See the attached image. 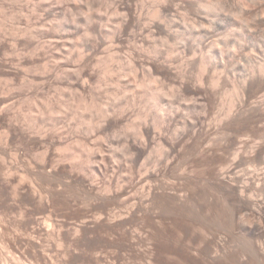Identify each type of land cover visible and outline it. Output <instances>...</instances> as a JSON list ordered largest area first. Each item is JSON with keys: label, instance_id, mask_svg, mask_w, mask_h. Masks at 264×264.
I'll return each mask as SVG.
<instances>
[{"label": "rangeland", "instance_id": "rangeland-1", "mask_svg": "<svg viewBox=\"0 0 264 264\" xmlns=\"http://www.w3.org/2000/svg\"><path fill=\"white\" fill-rule=\"evenodd\" d=\"M27 1L23 0L22 3H20V7H24L25 11L23 13L25 16L31 14L27 16V18L29 17L28 21H26V17L24 18L23 13L14 17L10 16V6H6L5 8V6H2V1H0L1 33H3V30L5 32L8 30L10 31V26L13 27L15 24L16 27H21L22 25L26 27V22L28 24V22L31 21V23L34 22V27L36 24V26L38 25L37 28H40L41 30L48 29L49 26L55 25V22L50 23L51 21L47 20L45 15L43 16V12L40 13L41 11L37 12L34 9L32 10V8H34V0ZM92 1L93 0H77L76 2L75 0L72 2V6H79L78 9L81 15H83H80L78 23V27L80 26V32L78 31V34L80 33L81 35L79 34V37H75V40L72 43L73 47L71 46L72 48L60 46V48H63L65 51L64 55L67 58V60L65 59L67 61L65 63L67 65V67H65L66 69H70L73 73H76V68V71L84 69L85 73L88 72L89 74H93L94 79L90 80L89 87L86 90L82 91L78 89L79 87H76L72 82H70L71 84L67 83L64 86H59L55 77L52 78L53 81L51 84L53 85L47 87L46 82H43L45 81L44 74L46 72V70H44V68L46 69V61L44 60L45 54L43 53V50L39 51L40 53L38 51V53H32L24 47H20L16 53L12 54V52H9V54H6L8 51L0 49V111L3 106V104H1L3 98L5 99L7 95L12 96L11 98L14 104L12 108H10L12 112H10V116L12 114V116L15 117V124L20 126L19 128L17 127L18 129L21 127H23L22 130L24 129L23 135L22 132L21 134L17 133L13 139L11 138L7 141L6 135L8 130L6 125H8L7 122H10V116L8 113L7 117L6 115L0 117V264H239L238 252L241 251L242 244L238 240L240 239L239 233L233 227L234 224L232 218L234 216V206L236 205V203H234L235 198L233 197V185L235 184L234 182L236 178L233 176L234 174H231V179H228L231 173L229 170L233 165V162L231 163V161L234 159L233 156L237 148V144L235 143L238 142L236 140L244 137L242 133L246 134L248 132V135L252 131V135H258V137H260L259 142L261 143L259 145L258 143H255L254 145L256 146L250 145V143L249 145L251 147L248 145L249 147L245 149L246 160L250 162L260 154V159L264 161V72L261 73L255 69L256 66L264 63V25L261 26L263 27L261 28L263 29V32H259V34L257 33L256 36H254L256 37L255 41L254 39H249V41L253 40L250 41L253 45H250L248 40V42L246 40L243 41L245 44H248L245 45V47L247 46L245 49L246 51L244 50L242 52V55L245 53V56H241L244 61L242 58L239 61V72L237 75L238 77L236 78L239 83L238 80H244L242 79L243 77H241V74H244V76L247 74V77L251 78L248 80V84L250 83L251 85H249L250 87L248 86L247 89L249 90H247L246 93L244 89L242 90V92L244 91V94L241 92L242 95L240 94V96L243 100L239 98L240 101H237L236 104L237 109L234 111L235 115H233L232 118H228L229 120H227L224 115L228 112L229 104L233 98L232 91L234 82L231 79L227 80V71H229L230 66L227 67L226 65V68L222 70V75H220L223 78L221 77L222 79L220 80L222 81L219 82L220 85L217 86L218 88L211 86L210 83H206L205 89L204 87H200L197 80L200 72L199 56L198 59L196 57L193 61L189 60L191 56L189 59L188 57H186L187 59H183L185 61L187 60L185 63L183 61L185 69V78H183L184 80H187H185L186 84H184L186 89L183 88V90L179 87L181 86L179 79L176 80L177 78L175 79L173 76L165 73L163 74V82L157 83L156 81V84L152 80L153 83L151 82V85L156 89L163 90L164 93H168V95L164 96L162 105L169 108L170 114L175 116L176 120L172 125L170 124V126L167 125V123L164 125L163 121L159 119L161 117L158 116L161 114L162 117H165H163V119H166V112H159L153 107V105L146 103V99H142L145 95H143V93H146V91L137 87L141 82L151 81L150 75H148V73H142V71H139L138 74L130 73V71L127 70V63L134 57L133 59H137L145 65H153L156 62V60H153L155 58L159 60V65H165V63L170 60L166 65L174 63L172 65L175 67L178 64L176 61L177 58L182 56L181 50L176 49L170 59L164 54L166 51H169L171 45H175L176 41L172 37L168 40L165 36H160L159 34L152 36L150 33H145L147 36L143 34L146 37H143V35L141 37L139 33H132V35L131 33H125V35L121 33L120 41L117 44H113L114 47H112L109 32L111 33L115 31L114 29H117L118 27L120 29L119 23L121 16L115 15L114 7L109 0H96L97 5L93 4ZM24 2H27V4ZM23 3L27 8H25L26 6ZM77 3L78 5H76ZM145 5L150 9L153 5L152 0H147ZM131 6L132 8H138L139 10L141 4L140 2L131 1ZM26 9L29 12H26ZM263 9L264 8L262 7L260 9L261 13L263 11L262 15L264 14ZM91 14L93 18L95 17L94 20L99 27V33L93 32V34L92 32H88L89 27L84 19L89 15L91 16ZM97 14H100L97 16L98 18L94 16ZM10 18L12 19L11 22ZM23 18L26 19V22L24 21L20 24L21 21L19 20L23 21ZM31 23L30 25H32ZM45 23H49V26L47 24L45 26ZM23 26L21 28H24ZM103 26L105 27V30ZM86 34H89L90 36L86 38ZM102 37L103 40L101 39ZM83 38L84 40L87 39V41L90 40L89 43L94 42V44L100 39L99 42L101 43L99 47L102 46L98 51L100 58L98 53L93 54L94 56H85L86 54L81 55V51L83 50L82 45L86 42ZM40 40L42 43L47 42L46 39ZM76 41H79V43L82 44V47L77 45ZM253 42H255V47H253ZM6 43L9 42L7 41ZM115 45H117V47ZM248 45H250V47ZM156 46L158 47V50L162 52V55L159 54V57L153 53L154 47ZM206 49L208 48H204L203 52L207 51ZM113 53L116 54L114 58L111 57V54ZM248 53L251 55V58L247 55ZM27 57L31 59H28ZM248 58L250 59V62L248 61L247 63L246 60ZM100 59H103L104 61H99ZM96 61H99V63ZM241 61L243 63H241ZM99 64L100 67H98ZM57 65L61 67L60 63ZM251 66L254 67L253 70ZM211 68L213 69V67ZM212 69L209 70L210 75L214 70ZM253 71H256V74ZM40 74L41 76H39ZM155 75H153V78ZM129 86L131 87L129 88ZM195 93H203V95L206 93L208 94H206V97L208 96V112L207 116H205L207 122L204 120L203 126L201 125L202 127L199 126V129L192 130L185 125L186 121H191L194 116L196 117V115H198V112H201L200 110H194L193 108L196 98H198ZM2 95L5 96L2 97ZM91 98L95 103L98 102L96 104L98 109L95 111L96 113L94 112L92 114V119L89 117V112L85 111L84 106L82 105L85 103L90 104L92 101ZM50 100H52L51 103L53 102L52 105L54 106L55 104V108L58 109L56 110H60L61 112L56 115L58 125L55 124L54 127H50V122H46L47 114L45 109ZM72 104L74 107L71 106ZM29 106L30 108H28ZM60 106L65 108L61 109ZM80 108H82L84 112ZM20 110L21 112H19ZM98 110H102L100 114V111L98 112ZM114 110L116 113H113ZM73 112H77V115L81 113L84 117L81 116V114H79L78 117L75 113L73 116ZM85 112H87V115L84 114ZM42 114L43 116H41ZM37 115L40 116L39 120L38 118L36 119ZM112 115L118 117L116 118L115 125L108 126L105 130L102 129L105 125V120ZM12 116L10 117L11 120H13ZM151 116L155 117L152 119ZM216 116L223 119L219 120ZM138 117H141L142 124H144L145 121H148L147 123L151 125L156 124V134H160V132L161 134L163 133L160 136L163 138L162 142L164 143V147L168 148L171 143L176 147V159L170 166L167 161L158 157L159 155L156 151L158 144L154 145V149H149L148 153L142 156L137 161L138 163L136 162L137 164L132 163L134 155L128 153V144L131 142H138V134L136 130L137 125H135ZM90 119L94 122L91 134L87 129L85 130ZM25 123L27 125H25ZM91 123H89V125ZM161 126L162 128H160ZM46 133H51L50 135L56 139L54 140L55 144H58L61 139L62 142L69 143L70 149L74 150L77 148V154L79 153V157H77V181L68 179L66 176L60 173L58 174L57 171L53 170V167L61 164L62 166H66L67 172H71L72 169L70 164L66 161L63 162L61 158L64 157L63 155H65L66 152H68L65 150L67 144L60 145L61 142H59L58 145H54V147L52 146L48 153L46 143L41 142L44 141L43 136L46 135ZM178 133L180 135H178ZM182 133L184 134L183 137L185 136V139L179 137ZM217 135H220V137ZM212 136L215 138H212ZM76 138L77 141H79L74 145V140H76ZM225 139L226 142H224ZM157 143H159V141H157ZM206 143H211L209 144L210 147H205L207 146ZM83 152L87 155L90 154L91 156L98 158L88 162L84 159L85 157L80 155ZM208 155H211V157ZM212 159L213 161H210ZM200 162L203 163L201 164ZM225 167H227V169ZM155 169H159L158 176L156 175L153 178L147 179V175H150ZM220 169L223 170L222 173H225L222 182L221 180L217 181L219 176L218 170L220 172ZM259 169V172L262 173V168ZM180 172L182 173L180 174ZM202 179L204 181L206 180V182ZM195 183L197 185H195ZM231 186H233V189ZM149 187L155 189V196L152 195L148 197L149 199L147 200V197L145 196H148ZM177 192L179 194L183 193L184 197H186L183 203L174 200V193L178 194ZM143 193L145 195H143ZM41 197L42 199H40ZM233 198L234 201L232 200ZM194 206L195 208H193ZM191 211L197 213H194V215ZM197 215L203 216L202 219L204 222L203 225L201 224L204 230L203 235L200 234L199 230L201 222L199 219L201 217L198 219ZM248 218L249 220H247V222L252 220L250 223L255 222V224L258 225H264L262 221L263 218L259 214L257 215V213L251 214V212H248L246 219ZM194 233L196 234L195 236H197L196 238L192 237ZM202 236L208 238L207 244L209 245L202 244L200 247V241L203 239ZM245 248L248 247L245 246ZM216 250H218V252L215 253ZM193 252L196 253V255H193ZM214 254H218L217 257ZM250 263L260 264L256 261L249 262L248 264Z\"/></svg>", "mask_w": 264, "mask_h": 264}, {"label": "bare ground", "instance_id": "bare-ground-1", "mask_svg": "<svg viewBox=\"0 0 264 264\" xmlns=\"http://www.w3.org/2000/svg\"><path fill=\"white\" fill-rule=\"evenodd\" d=\"M2 1V6H10L11 8V15L10 16H17L19 15L20 13L22 14L25 10H24V7H20V3H22L23 0H0ZM24 1H27V0H24ZM31 1V0H29ZM35 1V2H34ZM32 3L34 4L32 8V10L34 9L35 11L39 12L41 11L40 13H44L43 16L45 15V17L47 18V20L51 21L50 23H54L55 22V25H52V26H49L47 23H45V26L46 24L49 26L48 29H45V30H41L40 28H37L36 24H35V27L33 26V23L31 22H27L29 17L27 18V16L31 15H26L25 14L23 15L24 18L26 17V19L23 18V21L22 20H19L21 21L20 24H22V22H26V27H23L24 28H21V27H16L15 25L13 27L10 26V31H2L3 33H1L0 31V49L1 50H5V51H8V53L6 54H9V52H12L13 53H16L20 47H24L26 50L32 52V53H38L39 51H44L43 53L45 54V58H46V55H47V58L44 60L46 61V69L44 68V70H46L45 74H44V78H45V81L43 82H46L47 84V87H51L53 84H51V82L53 81L52 78L55 77L57 79V82L60 85H66L67 83H70L72 82V84L76 85V87L78 86L80 90L84 91L86 90L88 87H89V82L90 80H93L94 79V76L92 73H85L84 72V69H81V70H75L76 73H73L70 69H66L65 67H67V65L65 64L67 61V58L66 56L64 55L65 54V51L63 50V48H60V46H64V47H71L72 46V43L73 41L75 40V37L78 36V31H79V27H78V23H79V17L81 15L78 7L76 6H72L73 3L75 0H34ZM131 1H135V2H140L141 4V9L139 8H132L131 6ZM28 2V1H27ZM27 2H24L27 4ZM77 2V0H76ZM86 2V1H85ZM84 2V4H85ZM88 2V1H87ZM93 4H96V0H93L92 1ZM109 2L113 5L114 7V11H115V15H120L121 19H120V23H119V26H120V29L119 27L117 29H114L115 31L113 32H109V38H111V44H112V47H114L113 44H117L120 39H121V33H123L125 35L126 34H129L131 33H139L142 37L143 34H148L150 33L152 36L153 35H163L166 37V39L169 40V38H173L176 43L174 46L171 45L169 51L164 54L166 55L169 59L173 56V54L175 53V50L177 49H180L181 52H182V56L177 58V62L178 64L174 67L172 64L174 63H169V65H166L167 62L169 61H165L163 63H165V65H159L157 59H153L154 61L156 60V62L153 64V65H149V64H144L142 63L141 61H138L137 59H133L131 58L130 61H128L127 63V70L130 71V73L132 72L133 74H138L139 71H142V73H148V75H150V78H151V81L147 82V81H144V82H141L137 87L141 88L142 90L146 91V93H143L144 97L142 99H146V103H149L151 105H153L154 108H156L157 111L159 112H162V111H165L166 112V119H163L162 115H158L159 119H161L165 125V123H167V125H172V123L176 120L175 119V116L173 114H170V110L169 108H166L164 105H162V101H163V98L164 96L168 95V93H164L163 90H159V89H156L153 85H151V82L152 80L156 83L158 82H163L164 81V73L167 74V75H170V76H173L176 80H180V85L179 87H181L182 89L185 88L184 87V84H186L184 78V63L187 61L183 60L184 58L190 57L189 60L193 61L196 59H198V56L200 58V72L198 74V83L200 84V87H204L205 89V85L206 83H210L211 86L213 87H216L218 88L217 86H219V82H221L223 77L221 76L222 74V70L224 68H226L225 66L227 65V67H229V71H227V74H228V79H231L233 80V93H232V100L229 104V107H228V112H226V114L224 116H226V119L229 120L228 118H232L233 115H235L234 111L236 108V104H237V101H240L239 98H241L243 100V98L240 96L242 90L244 89L245 93L248 88L249 85H251L250 83L248 84V80L251 79V78H248L247 77V74L246 76H244V74L242 75L241 74V77H243L242 79L244 80H238L239 83L237 82V78L238 77V72H239V65H240V60H241V56H245L244 54L242 55V52L246 49L245 45L250 43V41H253V40H250L249 39H254L255 41V38L254 36H256V34L259 32H263V26L264 25V14L262 15L260 9L261 7L264 8V0H152V6L151 8L149 9L145 3L147 2V0H109ZM0 3V4H1ZM23 3V4H24ZM31 3V2H29ZM90 3V1H89ZM22 4V5H23ZM75 4V3H74ZM92 4V5H93ZM100 4V3H99ZM25 5V4H24ZM78 5V3L76 4ZM91 5V4H90ZM97 5V4H96ZM26 6V5H25ZM1 7V6H0ZM29 7H30V4H29ZM86 7V6H85ZM85 7H84V10H85ZM27 8V6L25 7ZM90 9V8H89ZM93 9V8H92ZM10 10V9H9ZM31 10V9H30ZM81 10V9H80ZM264 10V9H263ZM28 10L26 9V12ZM34 11V12H35ZM71 11V12H70ZM83 11V10H82ZM29 12V11H28ZM4 13V12H3ZM95 13V12H94ZM93 13V14H94ZM97 13V12H96ZM6 14V13H5ZM37 14V13H36ZM84 14V13H83ZM8 15V14H7ZM100 14H97V15H94L96 16V18H98L97 16H99ZM9 16V15H8ZM7 16V17H8ZM83 16V15H81ZM88 16V15H87ZM5 17V16H4ZM104 17V16H103ZM21 18V17H20ZM85 18V17H84ZM101 18V17H100ZM5 19V18H4ZM11 19V18H10ZM15 19V18H13ZM33 19V18H32ZM42 19V18H41ZM95 17L93 18L92 14L91 16L89 15L87 18H85L84 20H86V24H88V27H89V30L88 32H98L99 30V27L97 26L96 22H95ZM111 19V18H110ZM7 20V19H6ZM17 20V19H16ZM15 20V21H16ZM58 20V22H57ZM82 20V19H81ZM94 20V21H93ZM98 20V19H97ZM105 20V19H104ZM109 20V19H108ZM117 20V19H116ZM5 21V20H4ZM8 21V20H7ZM12 21V19L10 20V22ZM30 21V20H29ZM34 21V20H33ZM3 22V21H2ZM57 22V24H56ZM83 22V20H82ZM30 23L32 25H30ZM39 23V22H38ZM116 23V22H115ZM5 24V23H4ZM13 24V23H12ZM19 24V25H20ZM25 24V23H24ZM81 24V23H80ZM99 25V24H98ZM101 25V24H100ZM3 26V25H2ZM87 26V25H86ZM9 27V26H7ZM83 27V26H82ZM104 27V26H103ZM1 29V28H0ZM6 29V28H5ZM84 29V28H83ZM86 29V28H85ZM101 29V28H100ZM81 30V29H80ZM104 30H105V27H104ZM139 31V32H137ZM5 32V33H4ZM80 32V31H79ZM104 32V31H103ZM107 32V33H108ZM99 33V32H98ZM101 33V31H100ZM94 34V33H93ZM145 34V35H146ZM9 35V36H7ZM81 35V34H80ZM105 35V34H104ZM131 35H127V36H131ZM136 35V34H135ZM139 35V36H140ZM143 35V37L145 36ZM90 35L89 34H86L85 37L88 38ZM147 36V35H146ZM145 36V37H146ZM258 36V35H257ZM8 37V38H7ZM11 37V38H9ZM79 37V36H78ZM77 37V39H78ZM99 37V36H98ZM105 37V36H104ZM7 38V40H6ZM96 38V37H95ZM108 38V37H107ZM135 38V37H133ZM9 39V40H8ZM40 39H46L47 40V44L45 42H41ZM103 40V37L101 38ZM123 39V38H122ZM137 39V38H136ZM84 40V38H83ZM100 40V39H99ZM96 41L95 44L94 42H90L86 40V42L82 44L79 43V41H76L77 42V45H79L81 48V55H84L86 54L85 56H90V55H93V54H97L98 51L100 50L99 47L100 46V43ZM247 41L248 43L245 44V42L243 41ZM9 42V43H6V42ZM94 41V40H93ZM122 41V40H121ZM75 42V44H76ZM167 42V40H166ZM11 43V44H10ZM49 43V44H48ZM103 43V42H102ZM109 43V42H108ZM254 43V46L255 47V42ZM121 44V43H120ZM252 43H250L251 45ZM74 45V44H73ZM82 45V46H81ZM103 45V44H102ZM109 45V44H108ZM250 45H248L250 47ZM253 45V44H252ZM117 47V45H115ZM73 47V46H72ZM71 47V48H72ZM78 47V46H77ZM178 47V48H177ZM70 48V49H71ZM79 48V47H78ZM120 48V47H119ZM204 48H208L206 49L207 51L203 52V49ZM116 49V48H115ZM250 49V48H249ZM253 49V48H252ZM57 50V51H56ZM119 50V49H118ZM254 50V49H253ZM38 51V52H37ZM69 51V50H68ZM114 51V50H113ZM116 51V50H115ZM246 51V50H245ZM103 52V51H102ZM105 52V51H104ZM161 51L158 50V47H154V51L153 53L155 55H158L159 57V54L162 55V52L160 53ZM248 52V51H247ZM246 52V53H247ZM250 52V51H249ZM20 53V52H19ZM40 53V52H39ZM117 53V52H116ZM164 53V52H163ZM11 54V53H10ZM22 54H23V51H22ZM29 54V53H27ZM31 54V53H30ZM15 55V54H14ZM21 55V54H20ZM40 56H42L41 54H39ZM71 55V54H70ZM116 54H111V57H115ZM249 55V53L247 54ZM246 55V57H247ZM3 56V55H2ZM26 56V55H25ZM35 56V55H34ZM38 56V55H37ZM39 56V58H40ZM68 56V55H67ZM94 56V55H93ZM97 56V55H96ZM98 56H99V53H98ZM251 55H249V58ZM32 57V56H31ZM78 57V56H77ZM83 57V56H82ZM157 57V58H158ZM8 58V57H7ZM28 58V57H27ZM73 58V57H72ZM87 58V57H86ZM94 58V57H93ZM97 58V57H96ZM100 58V56H99ZM248 58V59H249ZM20 59V58H19ZM28 59H31V58H28ZM34 59V58H33ZM41 59V58H40ZM66 59V60H65ZM69 59V58H68ZM74 59V58H73ZM91 59V58H90ZM89 59V60H90ZM95 59V58H94ZM149 59V58H148ZM187 59V58H186ZM246 59V58H245ZM246 60L247 63L248 61L250 62V59L249 60ZM17 60V59H16ZM25 60V59H23ZM35 60V59H34ZM92 60V59H91ZM90 60V61H91ZM103 60V59H102ZM101 59L99 61H102ZM141 60V59H140ZM168 60V59H167ZM242 60L244 61V59L242 58ZM7 61V60H6ZM21 61V60H19ZM69 61V60H68ZM75 61V60H74ZM93 61V60H92ZM99 61H96L99 63ZM104 61V60H103ZM144 61V60H143ZM151 61V60H150ZM175 61V60H174ZM184 61V63H183ZM245 61V63H246ZM27 62V61H26ZM44 62V61H43ZM42 62V63H43ZM61 64V67L58 66L57 64L58 63ZM79 62V61H78ZM81 62V61H80ZM189 62V61H188ZM15 63V62H14ZM21 63V62H20ZM83 63V62H82ZM103 63V62H102ZM100 63V64H102ZM161 63V62H160ZM162 63V64H163ZM241 63H243L241 61ZM13 64V63H12ZM18 64V63H17ZM38 64H41V63H38ZM63 64V65H62ZM100 64L98 67H100ZM105 64V63H103ZM152 64V62H151ZM25 65V64H24ZM32 65V64H31ZM65 65V66H64ZM77 65V64H76ZM75 65V66H76ZM81 65V64H80ZM89 65V64H87ZM95 65V64H94ZM98 65V64H97ZM212 65V66H210ZM30 66V65H29ZM107 66V65H105ZM39 67V66H38ZM80 67V66H79ZM96 67V66H95ZM97 67V68H98ZM213 67V69L211 68ZM252 67V66H251ZM13 68V67H12ZM17 68V67H16ZM71 68V67H70ZM108 68V67H107ZM212 69V73L210 75L209 73V70ZM40 69V68H39ZM80 69V68H79ZM99 69V68H98ZM103 69V68H102ZM254 69V67H252V70ZM255 69H257L259 72L263 73L264 72V63L258 65L255 67ZM30 70V69H29ZM32 70V69H31ZM42 70V69H41ZM106 70V69H105ZM227 70V69H226ZM251 70V71H252ZM35 71V69H34ZM37 71V69H36ZM95 71V70H94ZM98 71V70H97ZM96 71V72H97ZM102 71V70H101ZM19 72V71H18ZM78 72V73H77ZM105 72V71H104ZM250 72V71H249ZM254 72V71H253ZM251 72V73H253ZM256 72V71H255ZM254 72V73H255ZM34 73V72H33ZM42 73V72H41ZM101 73V72H99ZM111 73V72H110ZM156 75H155V74ZM249 73V74H251ZM23 74V73H22ZM32 74V73H31ZM221 74V75H220ZM256 74V73H255ZM254 74V76H255ZM101 75V74H100ZM153 75H155V77L153 78ZM261 75V74H260ZM33 76V75H32ZM35 76V75H34ZM41 76V74L39 75ZM26 77V76H25ZM100 77V76H99ZM184 77V78H183ZM222 77V78H221ZM240 77V78H241ZM248 79H247V78ZM54 78V79H55ZM97 78V77H95ZM38 79V78H37ZM23 80V78H22ZM196 80V81H197ZM99 81V80H98ZM103 81V79H102ZM187 81V80H186ZM189 81V79H188ZM230 81V80H229ZM29 82V81H28ZM97 82V81H96ZM185 82V83H184ZM104 83V82H103ZM153 83V82H152ZM156 83V84H157ZM25 84V83H24ZM28 84V83H27ZM30 84V83H29ZM71 84V83H70ZM94 84V83H93ZM188 84V83H187ZM196 84V83H195ZM223 84V83H222ZM45 85V84H44ZM55 85V84H54ZM24 86V85H23ZM28 86V85H27ZM69 86V85H68ZM71 86V85H70ZM95 86V85H94ZM106 86V85H105ZM199 86V85H198ZM224 86V85H222ZM6 87H7V84H6ZM10 87V86H9ZM58 87V85H57ZM72 87V86H71ZM131 86H129L130 88ZM136 87V86H135ZM153 87V88H152ZM209 87V86H208ZM250 87V86H249ZM11 88V87H10ZM28 88V87H27ZM56 88V87H55ZM63 88V87H62ZM70 88V87H69ZM73 88V87H72ZM134 88V87H133ZM132 88V89H133ZM5 89V88H4ZM23 89V88H22ZM26 89V88H25ZM50 89V88H48ZM90 89V88H89ZM108 89V88H107ZM181 89V90H182ZM186 89V88H185ZM10 90V89H9ZM53 90V89H52ZM184 90V89H183ZM217 90V89H216ZM6 91V90H5ZM8 91V90H7ZM48 91V90H47ZM243 91V92H244ZM4 92V91H3ZM26 92V91H25ZM28 92V91H27ZM92 92V91H91ZM198 92V91H197ZM204 92V91H203ZM242 92V93H243ZM13 93V92H11ZM9 93V94H11ZM31 93V92H30ZM52 93V91H51ZM57 93V92H56ZM252 93V92H251ZM8 94V93H7ZM64 94V92H63ZM66 94V93H65ZM90 94V93H89ZM88 94V95H89ZM94 94V93H93ZM198 97L196 98V101L193 105V108L194 110H200L201 112L199 113L198 112V115H196V117L194 116V118L191 120V121H186V126L189 128V129H192V130H197L199 129V126L202 127L203 126V123H204V120H205V116H207V112H208V106H207V103H208V96L206 97V94L203 95V93H195ZM244 94V93H243ZM29 95V94H28ZM27 95V96H28ZM51 95V94H50ZM80 95V94H79ZM208 95V94H207ZM242 95V94H241ZM249 95V93H248ZM5 96V95H2V97ZM26 96V97H27ZM68 96V95H67ZM66 96V97H67ZM77 96V95H76ZM85 96V95H84ZM251 96V95H250ZM12 96H6L5 99L3 98V101L1 104H3V106L1 107V111H0V117H3L4 115H8L9 113V116H10V112H11V109L12 106H13V102H12ZM71 97V96H70ZM82 97V96H81ZM91 97V96H90ZM17 98V97H16ZM96 98V97H95ZM248 98V97H247ZM48 99V98H47ZM92 99V98H91ZM114 99V98H113ZM244 99H245V96H244ZM252 99V98H251ZM1 100V99H0ZM14 100V99H13ZM77 100V99H75ZM83 100V99H82ZM88 100V99H87ZM52 100H50L48 103H47V106H46V114H47V119H46V122H50L49 126L50 127H54L55 124H57V118H56V115L60 112L57 111L58 109L55 108V104L54 106L52 105L53 102L51 103ZM56 101V100H55ZM89 101V100H88ZM97 101V100H96ZM245 101V100H244ZM68 103H70L69 101H67ZM72 102V101H71ZM83 102V101H82ZM87 102V101H86ZM248 102V101H247ZM61 103V102H60ZM63 103V102H62ZM81 103V102H80ZM98 103V102H97ZM95 101L92 99V101L90 102V104H82L84 106V109L85 111L89 112L88 114L89 117L91 118L92 114L98 109V106H96ZM241 103V102H240ZM66 104V103H65ZM129 104V103H128ZM148 104V105H149ZM165 104V103H164ZM243 104V103H242ZM59 105V104H58ZM68 105V104H66ZM70 105V104H69ZM81 105V106H82ZM110 105V104H109ZM114 105V104H113ZM37 106V105H36ZM62 106V105H61ZM60 106V107H61ZM71 106L74 107V105L72 104ZM70 106V107H71ZM77 106V105H76ZM80 106V107H81ZM241 106V105H240ZM59 107V106H58ZM118 107V106H117ZM152 107V108H153ZM172 107V106H171ZM30 108V106L28 107ZM63 107H61L62 109ZM65 108V107H64ZM63 108V109H64ZM69 108V106H68ZM100 108V106H99ZM57 109V110H56ZM70 109V108H69ZM74 109V108H73ZM82 109V108H80ZM79 109V110H80ZM110 109V108H109ZM115 109V108H113ZM117 109V108H116ZM34 110V109H33ZM83 110V109H82ZM31 111V110H29ZM62 111V110H61ZM73 111V110H72ZM81 111V110H80ZM100 111V112H99ZM102 110H98L99 114L101 113ZM106 111V110H105ZM120 111V110H119ZM203 111V113H202ZM21 112V110L19 111ZM24 112V111H23ZM37 112V111H36ZM40 112V111H39ZM70 112V111H69ZM84 112V110H83ZM85 112L84 114L87 115ZM107 112V111H106ZM115 112V110L113 111V113ZM121 112V111H120ZM119 112V113H120ZM239 112V111H238ZM12 113V112H11ZM38 113V112H37ZM35 113V114H37ZM61 113V112H60ZM59 113V114H60ZM64 113V112H63ZM67 113V112H65ZM74 113L75 115H77V112H73V116H74ZM79 113V112H78ZM96 113V112H95ZM103 113V112H102ZM116 113V112H115ZM128 113V112H127ZM202 113V114H201ZM24 114V113H23ZM33 114V113H32ZM81 114V113H79ZM78 114V115H79ZM104 114V113H103ZM197 114V113H196ZM220 114V113H219ZM29 115V114H28ZM77 115V116H78ZM117 115V114H115ZM115 115H112L111 117H108L106 120H105V125L103 126L102 129H106L108 126H112V125H115L116 123V117ZM238 115V114H237ZM12 116V114H11ZM10 116V117H11ZM15 116V115H14ZM32 116V115H31ZM43 116V114L41 115ZM63 116V115H62ZM81 116L84 117V115L81 114ZM104 116V115H103ZM114 116V117H113ZM120 116V115H119ZM222 116V115H221ZM9 117V123L7 122L8 125L7 126V141H9V139H13V137L15 135H17V133L21 134L22 132V135L24 133V129L22 130L23 127H21L20 129H18L20 126L16 125L15 124V120L13 117V120H11ZM61 117V116H60ZM59 117V118H60ZM67 117V116H66ZM79 117V116H78ZM113 117V118H112ZM123 117V116H121ZM152 117V116H151ZM155 117V116H154ZM152 117V119L154 118ZM219 116H216L217 119L219 120H222L223 116L221 117L222 119H220V117L218 118ZM17 118V117H16ZM19 118V117H18ZM25 118V116H24ZM40 118L39 115L36 116V119ZM76 118V117H75ZM144 118V117H143ZM150 118V117H149ZM165 118V117H164ZM215 118V116H214ZM225 118V117H224ZM30 119V118H29ZM28 119V120H29ZM33 119V118H32ZM44 119V118H43ZM62 119V118H61ZM74 119V118H73ZM92 119V118H91ZM91 119L89 120V123H91L88 126L86 125V128L85 130L87 129L88 132H90L91 134V129H92V126H93V121H91ZM121 119V118H120ZM234 119V118H233ZM8 120V119H7ZM141 117H138L137 120H136V124L137 125L136 127V130H137V136H138V142H131L128 144V153H132L134 156V159H133V162L132 163H135L137 164L138 160L146 155L148 153V150L149 149H154V145H157L158 148L156 149L157 151V154L159 155L158 157L167 161L169 166L175 162V159H176V155L175 153L177 152L176 151V147L174 146V144H170V146L168 148L164 147L163 146V142H162V139L159 134H156L155 132V129H156V124L155 125H151L149 123H147L148 121H145L144 124H142L141 122ZM216 120V119H215ZM13 121V122H12ZM18 121V120H16ZM27 121V120H26ZM31 121V120H30ZM36 121V120H35ZM67 121V120H66ZM91 121V122H90ZM126 121V120H125ZM155 121V119H154ZM206 121V120H205ZM209 121V120H208ZM214 121V120H213ZM218 121V120H217ZM232 121V120H231ZM29 122V121H28ZM33 122V120H32ZM43 122V121H42ZM45 122V120H44ZM88 122V121H87ZM160 122V121H159ZM207 122V121H206ZM219 122V121H218ZM223 122V121H221ZM227 122V121H226ZM229 122V121H228ZM239 122V121H237ZM236 122V123H237ZM241 122V121H240ZM18 123V122H17ZM162 123V125H163ZM217 123V122H216ZM233 123V121H232ZM242 123V122H241ZM80 124V123H79ZM85 124V123H83ZM128 124V123H127ZM213 124V123H211ZM219 124V123H217ZM222 124V123H221ZM20 125V124H19ZM25 125H27L25 123ZM29 125V124H28ZM34 125V124H33ZM58 125V124H57ZM62 125V123H61ZM67 125V124H66ZM74 125V123H73ZM82 125V124H80ZM96 125V124H94ZM161 125V124H160ZM170 125V126H171ZM202 125V126H201ZM237 125V124H236ZM243 125V124H242ZM245 125V124H244ZM24 126V124H23ZM38 126V125H37ZM44 126V125H43ZM85 126V125H84ZM117 126V125H116ZM159 126V125H157ZM169 126V127H170ZM250 126V125H249ZM255 126V125H254ZM253 126V127H254ZM258 126V125H256ZM261 126V125H260ZM259 126V127H260ZM18 127V128H17ZM42 127V126H41ZM46 127V126H45ZM79 127V126H78ZM94 127V126H93ZM127 127V126H126ZM206 127V126H205ZM209 127V126H208ZM218 127V126H217ZM238 127V126H237ZM244 127V126H242ZM252 127V126H251ZM27 128V127H26ZM61 128V127H60ZM59 128V129H60ZM162 128V126L160 127ZM158 128V129H160ZM211 128V127H210ZM222 128V126H221ZM227 128V127H225ZM248 128V127H247ZM250 128V127H249ZM261 128V127H260ZM264 128V127H263ZM33 129V128H32ZM35 129V127H34ZM42 129V128H41ZM51 129H54V128H51ZM58 129V130H59ZM81 129V128H80ZM176 129V128H175ZM188 129V130H189ZM207 129V128H206ZM240 129V128H239ZM242 129V128H241ZM244 129V128H243ZM251 129V128H250ZM257 129V128H256ZM31 130V129H30ZM38 130V129H37ZM57 130V129H55ZM65 130V129H64ZM63 130V131H64ZM73 130V129H72ZM77 130V129H76ZM75 130V131H76ZM79 130V129H78ZM177 130V129H176ZM175 130V131H176ZM220 130V128H219ZM223 130V129H222ZM253 130V129H252ZM259 130V129H258ZM262 130V129H261ZM26 131V130H25ZM45 131V130H44ZM43 131V133H44ZM51 131V130H50ZM54 131V130H53ZM99 131V130H98ZM102 131V130H100ZM128 131V130H127ZM158 131V130H157ZM174 131V132H175ZM187 131V130H186ZM254 131V130H253ZM264 131V130H263ZM28 132V131H27ZM65 132V131H64ZM67 132V130H66ZM179 132V130H178ZM205 132V131H204ZM210 132V131H209ZM225 132V131H223ZM244 132V131H243ZM252 132V131H251ZM249 133L247 135L246 134H243L244 137H241L239 140H236L238 142H236L235 144H237V148L235 150V153H234V156H233V160L231 161V163L233 162V165L231 166L230 170L231 173H230V177L228 180L231 179V174H234L233 176L236 178L235 180V184L233 185L234 186V189L232 188L233 186H231V188L233 189V193H234V198H235V202L236 205L234 206L235 209H234V212H233V224H234V229L239 233V237L240 239L239 242L242 244V249L240 252H238V260H239V264H248L249 262H258L260 264H264V225L261 226V225H258V224H255V222L253 223H250V222H247L248 219H246V217L248 216V212H251V214L253 213H257V215L259 214L262 218H263V224H264V161L260 159V154L252 161H247L246 158H245V149L247 147H249L250 145H253V146H256L254 145L255 143H258L261 144L259 141H260V137H258V135H252V133ZM256 132V131H255ZM261 132V131H259ZM29 133V132H28ZM42 133V132H41ZM53 133V132H52ZM71 133V132H70ZM103 133V132H102ZM106 133V132H105ZM177 133V131H176ZM201 133V132H200ZM207 133V132H205ZM214 133V132H213ZM230 133V132H228ZM257 133V132H256ZM35 134V133H34ZM39 134V133H38ZM51 134V133H50ZM50 134L46 133V135H44V141H41L43 143H46V148L48 149V153L50 152V149L52 148V146L54 147V145H58L59 142L60 145L62 144H67V142H62L61 139L60 141L58 142V144H55V141L56 139H54L53 136H51ZM60 134V133H58ZM227 134V133H226ZM232 134V133H231ZM251 134V135H250ZM258 134V133H257ZM260 134V133H259ZM27 135V134H26ZM31 135V134H30ZM37 135V133H36ZM71 135V134H70ZM76 135V134H75ZM74 135V136H75ZM84 135V134H83ZM178 135H180L178 133ZM177 135V136H178ZM183 133L181 136L179 137H183ZM186 135V134H185ZM194 135V133H193ZM210 135V134H209ZM208 135V136H209ZM213 135V134H212ZM215 135V133H214ZM233 135V134H232ZM241 135V134H240ZM33 136V135H31ZM41 136V135H40ZM58 136V135H57ZM62 136V135H61ZM176 136V137H177ZM191 136V135H190ZM220 137V135H217ZM227 136V135H226ZM236 136V134H235ZM264 136V134H263ZM17 137V136H16ZM78 137V136H77ZM83 137V136H82ZM86 137V136H85ZM185 137V136H184ZM183 137V138H184ZM214 136H212L213 138ZM229 137V136H228ZM247 137V138H246ZM24 138V137H23ZM171 138V137H170ZM215 138V137H214ZM235 138V137H234ZM238 138V137H237ZM246 138V139H245ZM25 139V138H24ZM27 139V138H26ZM64 139V138H63ZM73 139V137H72ZM137 139V138H136ZM175 139V138H174ZM185 139V138H184ZM219 139V138H218ZM222 139V138H220ZM227 139V137H226ZM226 139L224 142H226ZM30 140V139H29ZM28 140V141H29ZM39 140V138H38ZM58 140V139H57ZM66 140V138H65ZM169 140V139H168ZM178 140V139H177ZM213 140V139H212ZM217 140V139H216ZM230 140V139H229ZM264 140V139H263ZM11 141V140H10ZM22 141V140H21ZM40 141V140H39ZM79 141V140H78ZM77 141V138L76 140H74L75 144L76 145L78 143ZM157 141H159V143H157ZM170 141V140H169ZM174 141V140H173ZM172 141V142H173ZM171 142V141H170ZM204 142V141H202ZM215 142V141H214ZM220 142V141H219ZM232 142V141H231ZM264 142V141H263ZM8 143V142H7ZM6 143V144H7ZM37 143V142H36ZM57 143V142H56ZM73 143V142H71ZM197 143V142H195ZM251 143V144H250ZM253 143V144H252ZM42 144V143H41ZM40 144V145H41ZM169 144V143H168ZM201 144V143H199ZM211 144V143H209ZM208 143H206L207 147L209 146ZM219 144V143H218ZM222 144V143H221ZM229 144V143H228ZM234 144V145H235ZM250 144V145H249ZM1 145V144H0ZM198 145V144H197ZM214 145V143H213ZM249 145V146H248ZM3 146V145H2ZM43 146V144H42ZM218 146V145H217ZM229 146V145H228ZM231 146V145H230ZM252 146V147H253ZM85 147V146H84ZM83 147V148H84ZM210 147V146H209ZM251 147V146H250ZM200 148V147H199ZM64 149V148H62ZM88 149V148H87ZM86 149V150H87ZM205 149V148H203ZM202 149V150H203ZM65 150L68 151L66 152L65 155H63L64 157H61L62 158V161L63 162H68L70 164V167L71 169V172H67L66 170V166H62L61 165H57L55 167H53V170L54 171H57V173L59 174H62L64 176H66V178L68 179H72V180H76L77 181V162H78V159L77 157H79V153L77 154V148L72 150L70 149V145L69 143L65 146ZM64 150V152H65ZM206 150V149H205ZM208 150V149H207ZM218 150V149H217ZM250 150V149H249ZM258 150V149H257ZM263 150V149H262ZM46 151V150H45ZM54 151V150H52ZM219 151V150H218ZM222 151V150H221ZM81 152V151H80ZM151 152V151H150ZM154 152V151H153ZM199 152V150H198ZM205 152V151H204ZM220 152V151H219ZM223 152V151H222ZM228 152V151H227ZM247 152V151H246ZM255 152V151H254ZM258 152V151H257ZM53 153V152H52ZM61 154V153H60ZM156 154V153H155ZM195 154V152H194ZM193 154V155H194ZM202 154V153H201ZM205 154V153H204ZM212 154V153H211ZM219 154V153H218ZM223 154V153H222ZM258 154V153H257ZM50 155V154H49ZM82 157H85L84 159L86 161H91V160H96L98 157H93L89 155H87L85 152H83L82 154ZM196 155V154H195ZM256 155V154H255ZM197 156V155H196ZM203 156V154H202ZM209 156V155H208ZM213 156V155H212ZM217 156V155H215ZM221 156V155H220ZM232 156V155H231ZM249 156V154H248ZM263 156V155H262ZM211 157V155L209 156ZM230 157V155H229ZM178 158V157H177ZM206 158V157H204ZM217 158V157H216ZM221 158V157H220ZM252 158V157H251ZM195 159V158H194ZM215 159V158H214ZM219 159V158H218ZM248 159V158H247ZM250 159V158H249ZM82 160V159H81ZM83 160V161H85ZM58 161V160H57ZM56 161V162H57ZM200 161V160H199ZM205 161V160H204ZM210 161H213L210 160ZM46 162V161H45ZM62 162V163H63ZM137 162V163H136ZM196 162V161H194ZM219 162V161H218ZM80 163V162H79ZM201 163V162H200ZM203 163V162H202ZM201 163V164H202ZM206 163V162H205ZM58 164V163H57ZM84 164V162H83ZM90 164V163H89ZM134 164V165H135ZM167 164V165H168ZM192 164V163H191ZM229 164V165H230ZM80 165V164H79ZM148 165V164H147ZM84 166V165H83ZM199 166V164H198ZM69 167V168H70ZM193 167V166H192ZM212 167V166H211ZM230 167V166H229ZM228 167V168H229ZM79 168V167H78ZM81 168V167H80ZM201 168V167H200ZM209 168V167H208ZM213 168V167H212ZM211 168V169H212ZM222 168V166H221ZM227 169V167H225ZM224 168V169H225ZM259 168H262L261 172ZM86 169V168H85ZM196 169V168H195ZM259 169V170H258ZM152 170V169H151ZM200 170V169H199ZM206 170V169H205ZM197 171V170H196ZM208 171V170H207ZM212 171V170H211ZM223 170L220 169V172L218 170V173H219V176L217 178V181H220L222 182V180H224V174L225 173H222ZM225 171V170H224ZM258 171V173H257ZM158 172H159V169H155L153 170V172L150 174V175H147L148 178L147 179H150V178H153L155 177L156 175L158 176ZM190 172V171H189ZM194 172V171H193ZM198 172V171H197ZM201 172V171H200ZM213 172H214V169H213ZM226 172V171H225ZM182 172H180L181 174ZM196 173V172H195ZM206 173V172H205ZM222 173V174H221ZM228 173V172H227ZM260 173V174H259ZM193 174V173H192ZM190 174V175H192ZM201 174V173H199ZM203 174V172H202ZM204 175V174H203ZM202 175V176H203ZM229 175V174H228ZM256 175V176H255ZM80 176V175H79ZM187 176V175H186ZM201 176V175H200ZM210 176V175H208ZM258 176V177H257ZM10 177V176H9ZM184 177V176H183ZM191 177V176H190ZM189 177V178H190ZM257 177V178H256ZM188 178V179H189ZM203 178V177H202ZM207 178V177H206ZM146 179V178H145ZM186 179V177H185ZM198 179V177H197ZM200 179V178H199ZM209 179V178H208ZM191 180V178H190ZM203 180V179H202ZM212 180V179H211ZM204 181V180H203ZM201 181V182H203ZM208 181V180H207ZM186 182V181H185ZM198 182V181H197ZM206 182V180L204 181ZM212 182V181H210ZM216 182V181H215ZM184 183V182H183ZM188 183V182H187ZM208 183V182H207ZM215 184V183H214ZM224 184V183H223ZM151 185V184H149ZM156 185V184H155ZM154 185V186H155ZM191 185V184H190ZM195 185H197L195 183ZM210 185V184H209ZM217 185V183H216ZM193 186V185H192ZM153 187V186H152ZM152 187H149V192H148V196H145L147 197V200L149 199L148 197L154 195L155 196V192ZM157 187V186H156ZM222 189V188H221ZM228 189V188H227ZM231 189V190H232ZM159 190V189H158ZM230 191V190H229ZM37 192V191H36ZM41 192V191H39ZM111 192V191H110ZM232 192V191H231ZM157 193V192H156ZM178 193V192H177ZM38 194V193H37ZM183 194V193H182ZM175 194L174 193V200H176L177 202L179 203H183L186 199V197H184V194ZM227 194V193H226ZM230 194V193H229ZM41 195V194H40ZM143 195H145L143 193ZM157 195V194H156ZM39 196V195H38ZM228 196V195H227ZM144 197V196H143ZM171 197V196H170ZM226 197V195H225ZM229 197V196H228ZM154 198V197H153ZM234 198L232 199L234 201ZM42 199V197L40 198ZM142 199V198H141ZM230 200V199H229ZM146 201V200H145ZM147 202V201H146ZM153 202V201H152ZM228 203V202H227ZM142 204V203H141ZM148 204V203H147ZM150 204V202H149ZM194 204V203H193ZM218 204V203H217ZM145 205V204H144ZM195 205V204H194ZM195 208V206L193 207ZM233 211V210H232ZM192 212V211H191ZM193 213V212H192ZM195 213V211H194ZM193 213V214H194ZM197 213V212H196ZM195 213V214H196ZM194 214V215H195ZM203 215V214H202ZM198 216V215H197ZM250 216V215H249ZM201 217V218H200ZM203 216H198L197 218L200 222V234L203 235L204 233V230H203V226H201V224L203 225V219H202ZM255 217V216H253ZM251 218V217H250ZM260 218V217H259ZM206 220V219H205ZM232 221V220H231ZM205 226V224H204ZM233 229V228H232ZM234 230V231H235ZM196 233V232H195ZM193 234V238H196L197 236H195L196 234ZM207 236V235H206ZM203 239L200 241V247L202 244H206V245H209L207 244L208 243V238H205L204 236H202ZM248 244V245H246ZM245 246H247L248 248H245ZM215 249V248H214ZM218 249V248H217ZM221 249V248H220ZM240 249V248H239ZM238 249V250H239ZM192 250V249H191ZM197 251V250H196ZM194 251V252H196ZM192 252V251H191ZM192 253L193 255L196 253ZM203 252V251H202ZM218 252V250L215 251V253ZM188 253V252H187ZM186 253V254H187ZM214 253V251H213ZM227 253V252H226ZM153 255V254H152ZM191 255V253H190ZM215 255V254H214ZM218 255V254H217ZM217 255H215L217 257ZM225 255V254H223ZM200 256V255H199ZM198 256V257H199ZM207 256V255H206ZM148 257V256H147ZM213 257V256H212ZM205 258V257H203ZM215 258V257H214ZM191 259V258H190ZM192 260V259H191ZM194 260V259H193ZM148 262V261H147ZM153 262V261H152ZM151 262V263H152ZM150 263V262H149ZM154 264V263H152ZM251 264V263H250ZM255 264V263H253ZM257 264V263H256Z\"/></svg>", "mask_w": 264, "mask_h": 264}]
</instances>
